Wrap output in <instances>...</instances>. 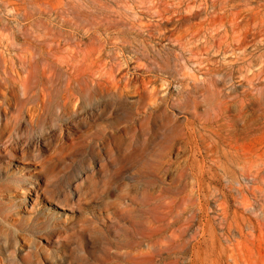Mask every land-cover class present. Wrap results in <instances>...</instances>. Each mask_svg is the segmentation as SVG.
Here are the masks:
<instances>
[{
	"label": "rangeland",
	"instance_id": "rangeland-1",
	"mask_svg": "<svg viewBox=\"0 0 264 264\" xmlns=\"http://www.w3.org/2000/svg\"><path fill=\"white\" fill-rule=\"evenodd\" d=\"M257 1L0 0V264H264V140L244 160L204 129L257 85L258 53L235 62ZM23 63L101 88L30 122Z\"/></svg>",
	"mask_w": 264,
	"mask_h": 264
},
{
	"label": "bare ground",
	"instance_id": "bare-ground-1",
	"mask_svg": "<svg viewBox=\"0 0 264 264\" xmlns=\"http://www.w3.org/2000/svg\"><path fill=\"white\" fill-rule=\"evenodd\" d=\"M224 1L225 0H223V2ZM243 1H246V0H243ZM253 5L255 4L253 3ZM247 6H248V3H247ZM238 13L239 12H237V15ZM243 22L245 23L246 26L250 25V28H245V30L242 33L241 39L238 42V45L236 43L237 54L235 56V62H237L242 67L250 66L251 62H253L255 58L254 53H258V56L255 59V61L258 60V63L262 64L264 62V0L257 1V6L254 9L250 10L249 16L245 17ZM230 28L232 30V27ZM29 64L30 63L22 64V69L26 71V75L22 77L21 79H18V83H16V85L18 86L20 94L23 96V98L24 97L28 98L30 95H31V98L32 97L36 98V103L30 109H28V112L30 113L29 115L30 122L33 121L35 114H37L38 112H40L41 109L46 107V105L49 104L53 98H57V97L59 98V108L58 109L60 110V113L62 112L64 113V111L75 113L74 108L76 106L75 104L77 101L75 98L72 101V97L76 89L81 91L82 89L89 90V89H97V88L100 89L101 88L100 86L97 87V84L94 81H80L79 79H70V78H67L64 81H62L60 80V78L56 79L45 71L43 72L41 76L42 78L41 81H38V80L33 81L31 73L29 72L30 70L27 69ZM256 82H257V85H255L253 82H249L247 84L248 89H245V90L242 89L241 94L230 95L228 97L230 99L229 101L217 103L214 107V113L211 119L206 123V128L204 129H206V131L209 132V134L222 147V149H226V151L223 154L224 156H228V155L231 156L230 150H235V153L238 157H242L244 160H249L247 154L244 153L243 155H240L238 153V149L239 147H241L240 145L246 142L264 140V67H261L258 70ZM32 84L35 85L34 86L35 88L37 87V91L34 93H32L33 91ZM257 86H259L260 88L257 89ZM4 90L6 92L8 90H10V92H14V87H12L11 89L4 88ZM1 92L2 90L0 89L1 97L3 99H6L7 93L5 92L4 94H2ZM251 92H255V94H252ZM61 110H64V111L61 112ZM184 146H185L184 142H180L178 144H172L170 146V151L176 152L177 150H180V148H183ZM37 147L38 145L36 146V148ZM14 150L15 148L12 147L8 149L6 152L9 156L18 158V157H15V154L13 153ZM22 152L23 151H21V153ZM36 152H38V150ZM232 156H233V153H232ZM174 158H175V155H174ZM18 159L20 163L22 164L25 163L24 157H20ZM102 162H103V159L100 158L99 163H102ZM155 171L157 173L168 174V177L171 179H177L178 177L182 175L183 169L182 167H180L178 162L170 163L168 161H159L155 165ZM129 189H130V193H129L130 199H132L133 196L131 195L136 194L140 188L138 186L132 185L130 186ZM11 217L12 216L10 214V218ZM29 256L30 254H28L27 252L25 254V257L28 258Z\"/></svg>",
	"mask_w": 264,
	"mask_h": 264
}]
</instances>
